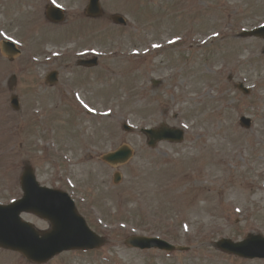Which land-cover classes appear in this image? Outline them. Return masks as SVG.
Masks as SVG:
<instances>
[{
	"label": "rangeland",
	"instance_id": "374dc122",
	"mask_svg": "<svg viewBox=\"0 0 264 264\" xmlns=\"http://www.w3.org/2000/svg\"><path fill=\"white\" fill-rule=\"evenodd\" d=\"M55 3L66 13L61 24L45 19ZM88 4L0 0V46L11 40L22 50L11 62L0 48V205L23 197L20 177L31 166L107 240L101 250L47 264H264L217 248L222 239L264 236V40L242 36L264 23V0H101L99 19L85 14ZM117 15L126 27L113 23ZM174 38L181 41L167 46ZM94 52L97 68L77 66ZM53 72L55 85L47 81ZM241 83L251 95L235 88ZM13 94L20 112L11 108ZM242 116L253 119L251 130L240 127ZM163 124L183 130L185 140L149 148L142 130ZM123 146L134 152L128 164L104 162ZM23 219L51 230L33 214ZM133 235L189 251L133 250L124 245ZM0 264L33 263L0 249Z\"/></svg>",
	"mask_w": 264,
	"mask_h": 264
},
{
	"label": "water",
	"instance_id": "95a60500",
	"mask_svg": "<svg viewBox=\"0 0 264 264\" xmlns=\"http://www.w3.org/2000/svg\"><path fill=\"white\" fill-rule=\"evenodd\" d=\"M96 2L97 0H94V9L97 8ZM97 10H99V6ZM50 16L52 17L53 21L60 22L63 20V15L55 10L50 11ZM262 32H264V30L260 29L257 32L249 33L248 36L258 35ZM262 37H264V34ZM9 52L11 53L10 55L15 54L13 51ZM15 82L16 80L13 78L11 81V86H13ZM12 104L15 109L20 108L17 98H13ZM243 125L250 127L251 122L243 118ZM149 134H153V132H150ZM172 135V131L163 128L160 132L155 133L154 137L156 138V141H162L165 139H173ZM174 137L181 139L182 134L180 133L178 136ZM130 157V151L122 150L117 154L109 156V160L113 164H123L126 163ZM22 185L26 194L24 200L17 202L11 207L0 209L1 212L9 213V218L7 220L2 219L0 222L1 228L9 230V232L6 234L0 232V240H4L3 243L6 245V247L14 246L15 248L13 249L23 252H31L37 249L36 244H28L20 240L21 237L19 235L21 234L22 227L18 219V214L24 210H32L38 213L43 218L50 220L54 227V232L43 240V245L40 247V250L34 253V255L31 257L36 261H46L54 254L60 253L67 249H94L103 245L104 241L91 233L84 220L78 216L74 203L66 194L40 188L36 182L34 172L30 168L26 170L22 178ZM59 213H62L65 218L63 219L61 216H59ZM32 231H30L31 234H33ZM128 243L142 249L155 247L168 251L175 250V248L168 243L157 239L133 238L129 240ZM251 243H254L260 247V254H248L245 252V250H243L246 245ZM223 244L225 247L230 245L233 246L234 250L238 254L264 258L263 237L250 236L248 241L237 245H232L230 241H223Z\"/></svg>",
	"mask_w": 264,
	"mask_h": 264
},
{
	"label": "bare ground",
	"instance_id": "6f19581e",
	"mask_svg": "<svg viewBox=\"0 0 264 264\" xmlns=\"http://www.w3.org/2000/svg\"><path fill=\"white\" fill-rule=\"evenodd\" d=\"M167 109H169V106H168V108Z\"/></svg>",
	"mask_w": 264,
	"mask_h": 264
}]
</instances>
